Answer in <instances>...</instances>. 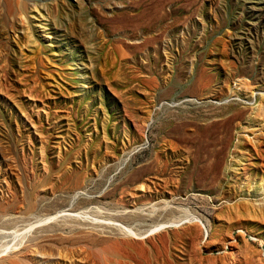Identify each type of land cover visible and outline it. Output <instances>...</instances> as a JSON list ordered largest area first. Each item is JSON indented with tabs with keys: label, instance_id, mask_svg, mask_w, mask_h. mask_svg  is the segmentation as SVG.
Instances as JSON below:
<instances>
[{
	"label": "rangeland",
	"instance_id": "1",
	"mask_svg": "<svg viewBox=\"0 0 264 264\" xmlns=\"http://www.w3.org/2000/svg\"><path fill=\"white\" fill-rule=\"evenodd\" d=\"M16 243L0 264H264V0H0Z\"/></svg>",
	"mask_w": 264,
	"mask_h": 264
},
{
	"label": "bare ground",
	"instance_id": "2",
	"mask_svg": "<svg viewBox=\"0 0 264 264\" xmlns=\"http://www.w3.org/2000/svg\"><path fill=\"white\" fill-rule=\"evenodd\" d=\"M140 171H142L141 169H139ZM137 173H139V171L137 172ZM136 175H138V174H136ZM135 176V175H134ZM133 180V179H132ZM115 190V189H114ZM68 209V208H67ZM69 210H71V209H69ZM68 211H66V209H61V210H58L56 213H54V214H49V215H47L46 217H44L43 219H41L40 221L41 222H45V221H49V220H52V219H54L55 217H57V216H62V215H73V214H71V213H67ZM33 225V224H32ZM31 225V226H32ZM158 228H161V230L163 229V228H166L167 227V223H161V224H159L158 226H157ZM128 228V227H127ZM126 228V229H127ZM157 228V229H158ZM33 229V228H32ZM129 229V228H128ZM30 230V229H29ZM29 230H27V231H29ZM132 230V229H131ZM130 231V230H129ZM153 231V230H152ZM23 233H24V231H23ZM18 234H20V233H18ZM149 234V233H148ZM145 236V235H144ZM20 242H22V239H21V241ZM22 243H24V242H22ZM17 244H19V243H16V244H13V245H7V246H5L3 249H1L0 250V255L1 256H3V255H6V254H8L7 252H11V251H15L18 247H16L15 245H17Z\"/></svg>",
	"mask_w": 264,
	"mask_h": 264
}]
</instances>
